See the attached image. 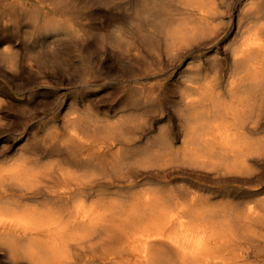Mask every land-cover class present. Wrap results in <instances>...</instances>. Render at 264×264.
I'll return each mask as SVG.
<instances>
[{
	"label": "rangeland",
	"instance_id": "obj_1",
	"mask_svg": "<svg viewBox=\"0 0 264 264\" xmlns=\"http://www.w3.org/2000/svg\"><path fill=\"white\" fill-rule=\"evenodd\" d=\"M206 1L221 17L204 37L173 54L161 23L188 11L183 0L0 1V170L76 171L91 183L94 196L87 204H96L102 220L93 236L71 241L75 264H151L162 247H151L133 233L134 223L127 224L145 220L140 230L155 233L162 227L148 219L166 206L174 210L181 197L212 205L264 204V152L254 154L262 161L252 164L253 178L198 163L190 152V125L211 104L199 102L207 98L206 84L221 75L216 93L229 101L234 47L255 32L264 41V0ZM251 66L264 72V49ZM12 229L48 238V232ZM179 235L176 225L166 231V237ZM11 257L0 238V264H36L24 255ZM252 259L264 264V252Z\"/></svg>",
	"mask_w": 264,
	"mask_h": 264
},
{
	"label": "bare ground",
	"instance_id": "obj_2",
	"mask_svg": "<svg viewBox=\"0 0 264 264\" xmlns=\"http://www.w3.org/2000/svg\"><path fill=\"white\" fill-rule=\"evenodd\" d=\"M90 1L102 3L113 2V0ZM183 1L188 11H183L179 17L174 19L167 16L162 21V26L159 25L163 29L170 54L177 53L189 42L204 37L209 32V29L214 27V22L221 17L220 14L209 8L206 0ZM27 17L29 16L27 15ZM113 17L115 18V16ZM255 33L254 35L256 37H253L251 34L247 41L241 42L240 47H234L233 49V59L236 62L237 68L235 74L232 76L233 80L229 82L230 100L227 101L220 94L216 93L219 86V82L217 81L221 75L217 76L213 81H209L205 86V91H203L206 93L207 98L199 102L203 104L208 100L211 103L210 108L199 111L196 114L193 123L190 125L189 134L192 145L190 152L193 159L198 163L200 162L207 166L218 165L216 168L222 167L226 172H248L251 178L255 175L254 171H251L252 164L260 160L262 161L259 156H255L254 154L264 152V136H258L264 135V72L254 71L251 66L256 63L259 53L263 51L264 41L260 38V32ZM5 45L7 46V44ZM12 67L14 68V65ZM91 100H94V98ZM83 106L85 109L86 105ZM73 117H75V114ZM88 133L90 134V131ZM173 152L175 155V151ZM23 159L24 156L22 161ZM20 162L16 163H19L20 166ZM49 167L47 166L46 168ZM5 168L6 171H3L4 169L2 171L0 170V238L8 249L9 256L11 255L14 258L24 255L36 264H75V260L73 261L74 256L70 250L71 241L81 240L88 235H92L93 228L102 220L96 204L93 203L90 206L87 204L89 199L94 196L92 185H90L91 183L88 184L86 182L87 180L85 181L80 175L81 172L78 174L76 171L51 170L34 172L27 171L26 169L10 168L11 170H7V167ZM204 173L208 175L210 172L205 171ZM214 175L219 179L223 173H221L220 169ZM237 178L244 181L251 180L247 176L246 178L245 176H237ZM178 200L175 203L174 210H171L173 207L166 206L169 209L163 208L161 212L153 214L148 219L147 223H151L152 225L156 224L158 229L162 227V229L155 233L147 228L140 230L142 228L141 221L145 222V220L139 219L140 222L129 221L127 224L130 227L131 223H134V232H132L140 237L147 238V242L151 247H162V250H159L150 259L151 264H261L259 262L255 263L256 260H253L252 257L254 256L258 259L261 252H264V204H260L258 201L255 203L253 200L250 202L221 203L218 205H212L207 202L201 203L195 199L191 202H185L182 197ZM169 212L173 213L169 215ZM175 225L176 228H179V231H182V235L166 237V231L174 228ZM13 226L23 227L25 231L48 232V238L45 240L39 237L26 238L28 232L22 235L13 234ZM127 226L123 227L121 225L119 229L127 231ZM87 227H91L92 229L89 231ZM115 233L117 234V230ZM26 239L27 241H25ZM5 262L7 261L5 260Z\"/></svg>",
	"mask_w": 264,
	"mask_h": 264
}]
</instances>
